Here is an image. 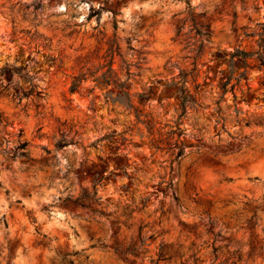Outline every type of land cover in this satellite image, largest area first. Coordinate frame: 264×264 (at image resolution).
Here are the masks:
<instances>
[{"label": "rangeland", "instance_id": "374dc122", "mask_svg": "<svg viewBox=\"0 0 264 264\" xmlns=\"http://www.w3.org/2000/svg\"><path fill=\"white\" fill-rule=\"evenodd\" d=\"M262 21L264 0H0V66L28 64L44 92L18 102L0 75V264H155L162 245L158 264H264V72L249 60L247 83L221 87L229 54L256 49L241 27ZM113 34L128 99L96 75L70 93L72 76L106 62ZM183 82L197 104L180 116ZM176 126L178 160L160 143ZM21 140L28 158H12ZM94 190L102 215L74 203ZM139 226L153 235L145 250L116 256Z\"/></svg>", "mask_w": 264, "mask_h": 264}, {"label": "trees", "instance_id": "16d2710c", "mask_svg": "<svg viewBox=\"0 0 264 264\" xmlns=\"http://www.w3.org/2000/svg\"><path fill=\"white\" fill-rule=\"evenodd\" d=\"M29 6H32L34 11L40 9V3L33 1ZM103 10V6H99L97 9L90 7L89 18L95 17L97 20L100 18V14ZM114 30L117 28V23L114 21L113 24ZM247 27H241L242 35L245 38H255L256 37V49L255 50H244L240 48H235L229 54V75L227 76L226 80H224L221 84V87L224 91L229 86V90L233 91L236 87H239L241 81H245L246 83L249 80L248 77V68L251 64L249 60H253V66L259 70L264 72V21L256 22L255 23V30L248 31ZM129 44V42H127ZM108 49L105 55V63L99 66L95 71H90V69H86L84 72L82 71L79 75L72 76L71 84L69 86V92L74 93L79 90L80 84L83 80L87 77H93L94 81L101 85L110 86L113 85L114 87L118 88L120 92L128 99V94L125 91V81H120L112 70L113 64V57L114 55L120 56V47L116 43L115 35L113 34L112 38L108 40ZM128 50L133 51V48L128 46ZM106 69L103 72L99 71L101 69ZM28 64L26 65H16V62L9 63L5 62L3 66H0V75L2 77L9 75L10 80L7 84L8 88L13 87L14 91L10 92L13 99L21 102L23 98H31L35 97V99H42L44 96V92L39 90L38 85L34 81V77L29 74ZM99 73V74H97ZM18 77V78H16ZM260 85H264V76L261 78ZM249 89V87H248ZM176 99L179 102L181 107V115L184 116L186 114L187 108H193L197 103L192 97V95L187 91L184 86V82L179 86L176 92ZM39 107V105H36ZM238 111L236 110V113ZM139 117V114L137 115ZM224 122V119L221 118ZM240 122H244L245 126H249L250 124H261V121L258 118H243ZM177 135V138L173 140L174 135ZM184 131L176 126L174 130H169L165 133V138L160 140V143L164 145L163 148L167 150L174 151V160L180 159L184 155L185 144L180 139L184 136ZM21 135V131L19 132V136ZM232 140H235V137H231ZM247 139V137L243 136L239 138V142H243ZM173 140V141H172ZM68 143H74L73 140H64L61 139L56 143L57 148H63ZM159 143V142H158ZM28 142L25 140H21L19 144L14 148V151L11 155L12 158L20 157V158H28V151H27ZM159 149V145L156 144L155 146ZM164 185V192H171L172 198L175 201L176 205H179V198L173 191V181L171 179L163 180ZM97 182H94V186ZM189 190L194 192V196H197L193 187L189 185ZM96 191L94 192H84L81 196L77 197L74 200V203L84 209L90 210L92 213L103 214L102 211H98L91 206V200L94 199ZM211 202L208 203V206H211ZM185 226V225H184ZM219 235H214V237H218ZM153 238V235H149L145 237V234L142 233V226L138 228V234L135 239H131L128 243L120 242L116 240L111 248L114 254L121 258H126L127 256H138L141 254V251L145 250L146 241L148 239ZM216 239V238H215ZM168 248L164 245L161 246L158 252V258L154 261L155 264H158L160 261L168 260ZM216 251V249H214ZM231 257H236L235 254H232ZM238 257V256H237ZM230 258H226L222 263H226Z\"/></svg>", "mask_w": 264, "mask_h": 264}, {"label": "bare ground", "instance_id": "6f19581e", "mask_svg": "<svg viewBox=\"0 0 264 264\" xmlns=\"http://www.w3.org/2000/svg\"><path fill=\"white\" fill-rule=\"evenodd\" d=\"M261 163V162H260ZM258 164V163H257Z\"/></svg>", "mask_w": 264, "mask_h": 264}]
</instances>
